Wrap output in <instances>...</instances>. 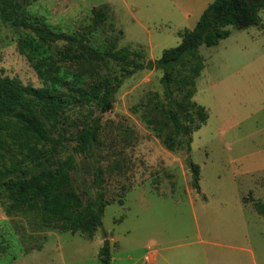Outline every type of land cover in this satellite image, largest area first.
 <instances>
[{"label":"rangeland","instance_id":"374dc122","mask_svg":"<svg viewBox=\"0 0 264 264\" xmlns=\"http://www.w3.org/2000/svg\"><path fill=\"white\" fill-rule=\"evenodd\" d=\"M212 1L34 0L27 14L55 30L87 32L101 50L127 47L156 60ZM93 8L106 12L97 27ZM259 13L260 25H230L228 37L200 47L205 65L194 100L209 117L192 133L188 152L168 150L150 123L156 115L150 99L164 96L162 71L144 68L125 78L114 107L100 113L97 148L109 204L93 238L46 227L35 215L8 214L0 189V264H102L106 241L110 264H264V215L254 206L264 202V8ZM62 50L61 41L39 43L29 29L0 20L1 75L43 86L33 62ZM60 64V93L89 81L78 80L74 64ZM118 69L110 64L100 72ZM80 110L69 107L59 129L63 156L73 152L83 126L87 110ZM75 158L74 184L87 201L96 196L92 165ZM189 160L199 165L200 191Z\"/></svg>","mask_w":264,"mask_h":264},{"label":"trees","instance_id":"16d2710c","mask_svg":"<svg viewBox=\"0 0 264 264\" xmlns=\"http://www.w3.org/2000/svg\"><path fill=\"white\" fill-rule=\"evenodd\" d=\"M32 1L0 0V20L29 29L39 43L61 41L64 50L58 58L40 57L33 62L45 82L43 86L24 84L17 77L0 74V189L7 199L8 214L35 215L46 227L93 238L103 224L109 204L97 148L100 113L114 107L115 94L125 78L144 68L162 71L164 96L150 99L156 112L150 123L168 150L190 151L192 133L209 117L206 107L194 100L196 81L205 65L200 47L218 44L228 37L230 25L239 29L260 25L259 12L264 8V0L212 1L193 28L180 32L181 42L165 49L156 60H145L142 53L127 47L101 50L87 32L68 33L32 21L27 14V5ZM93 13L97 27L104 21L106 12L93 8ZM23 43L32 45L29 40ZM60 62L74 64L78 80L88 77L89 81L69 85V94L60 93L55 86L62 82ZM110 64L119 69L106 74L100 72ZM71 106L87 111L83 126L77 129L73 152L63 156L59 129ZM75 153L86 157L93 169L96 196L87 201L74 184ZM188 163L193 171L192 185L200 191L199 165L191 160ZM254 206L264 215L263 201H255ZM99 254L102 264H110L109 241Z\"/></svg>","mask_w":264,"mask_h":264},{"label":"crops","instance_id":"0c3cea01","mask_svg":"<svg viewBox=\"0 0 264 264\" xmlns=\"http://www.w3.org/2000/svg\"><path fill=\"white\" fill-rule=\"evenodd\" d=\"M230 246H232V245H230ZM234 247H235V246H234ZM151 258H152V257H151ZM151 260H152V259H151ZM153 261H154V262H155V264H156V259H154Z\"/></svg>","mask_w":264,"mask_h":264},{"label":"built area","instance_id":"2783aa9c","mask_svg":"<svg viewBox=\"0 0 264 264\" xmlns=\"http://www.w3.org/2000/svg\"><path fill=\"white\" fill-rule=\"evenodd\" d=\"M147 260H148V257H147Z\"/></svg>","mask_w":264,"mask_h":264}]
</instances>
